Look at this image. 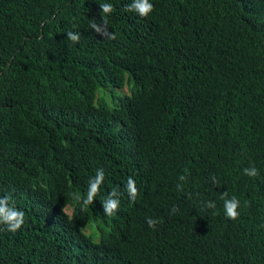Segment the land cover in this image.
Listing matches in <instances>:
<instances>
[{
  "label": "trees",
  "instance_id": "obj_1",
  "mask_svg": "<svg viewBox=\"0 0 264 264\" xmlns=\"http://www.w3.org/2000/svg\"><path fill=\"white\" fill-rule=\"evenodd\" d=\"M132 2L0 0V197L25 213L0 264H264V0Z\"/></svg>",
  "mask_w": 264,
  "mask_h": 264
},
{
  "label": "clouds",
  "instance_id": "obj_2",
  "mask_svg": "<svg viewBox=\"0 0 264 264\" xmlns=\"http://www.w3.org/2000/svg\"><path fill=\"white\" fill-rule=\"evenodd\" d=\"M100 8L102 9L103 18L107 15H110L114 11L113 5L111 3H102L100 4ZM126 11L136 12L139 16L146 18L154 11V5L150 3V0H133V2L127 6ZM90 28H92L97 34L103 36L106 39H116V35L107 30L106 19H102V23L100 24H97L95 21L92 22L90 24ZM67 39L71 40L74 43H78L80 41V35L78 33L68 31ZM243 171L245 175L253 178L259 175L258 170L255 167L245 168ZM185 172L187 173L188 169H185ZM179 179L183 181L186 180L187 177L185 175H181ZM211 179L213 183L218 184V181H216V178L214 176ZM104 180V170L98 169L95 177L89 181V188L86 197H82L79 193L73 194L74 200H76L78 203L82 202V210H87L88 206L94 202L95 197L98 195L100 187L103 184ZM126 188L130 200L135 202L139 193L136 182L131 177H129L127 181ZM177 188L178 190L183 191L182 185H177ZM119 195L120 193L117 190H113L109 194L108 198L103 201L102 206L105 215L112 216L118 211L120 207V200L117 197ZM227 196L228 193L224 192L221 197L222 199H224L225 215L228 219L237 220L240 216V201L235 196L231 197L230 199L226 198ZM10 200V196L0 197V224L6 225L9 231L16 232L25 223V213L15 208L14 205H11ZM206 207L215 208L216 205L214 202L209 201L206 203ZM63 211L67 213V208H64ZM176 211L177 208L174 206L172 208V214H175ZM146 222L149 227L153 229L158 223L157 220L151 217H149Z\"/></svg>",
  "mask_w": 264,
  "mask_h": 264
},
{
  "label": "rangeland",
  "instance_id": "obj_3",
  "mask_svg": "<svg viewBox=\"0 0 264 264\" xmlns=\"http://www.w3.org/2000/svg\"><path fill=\"white\" fill-rule=\"evenodd\" d=\"M117 89L119 90H126V85H123L121 87H116ZM67 208V211H70V207L69 206H66ZM85 230H88V226L85 227Z\"/></svg>",
  "mask_w": 264,
  "mask_h": 264
}]
</instances>
